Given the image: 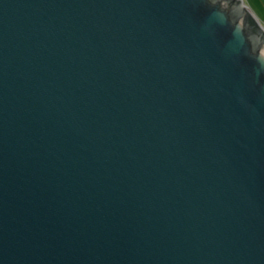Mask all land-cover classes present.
Listing matches in <instances>:
<instances>
[{"label":"water","instance_id":"95a60500","mask_svg":"<svg viewBox=\"0 0 264 264\" xmlns=\"http://www.w3.org/2000/svg\"><path fill=\"white\" fill-rule=\"evenodd\" d=\"M242 0H0V264H264V29Z\"/></svg>","mask_w":264,"mask_h":264},{"label":"crops","instance_id":"0c3cea01","mask_svg":"<svg viewBox=\"0 0 264 264\" xmlns=\"http://www.w3.org/2000/svg\"><path fill=\"white\" fill-rule=\"evenodd\" d=\"M254 19L264 29V0H242Z\"/></svg>","mask_w":264,"mask_h":264},{"label":"trees","instance_id":"16d2710c","mask_svg":"<svg viewBox=\"0 0 264 264\" xmlns=\"http://www.w3.org/2000/svg\"><path fill=\"white\" fill-rule=\"evenodd\" d=\"M246 19H247V22H248L249 26L253 30H255L257 28V26H256V22L254 21V19L252 17H250V16H247Z\"/></svg>","mask_w":264,"mask_h":264},{"label":"rangeland","instance_id":"374dc122","mask_svg":"<svg viewBox=\"0 0 264 264\" xmlns=\"http://www.w3.org/2000/svg\"><path fill=\"white\" fill-rule=\"evenodd\" d=\"M244 4V3H243Z\"/></svg>","mask_w":264,"mask_h":264}]
</instances>
